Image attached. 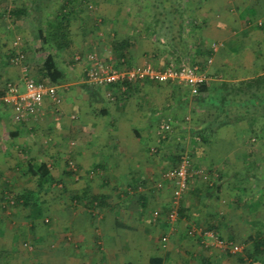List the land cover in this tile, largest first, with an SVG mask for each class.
<instances>
[{"label": "crops", "instance_id": "obj_1", "mask_svg": "<svg viewBox=\"0 0 264 264\" xmlns=\"http://www.w3.org/2000/svg\"><path fill=\"white\" fill-rule=\"evenodd\" d=\"M3 1L0 0L1 82L15 81L23 90L21 68L5 64L11 49L15 51L11 33L22 36L25 42L21 49L25 51V67L31 75L36 74L45 52H49L64 78L55 84L60 104L54 105L45 98L38 112L26 121H14L7 106L0 103V250L4 249L12 256V262L18 264L31 261L33 264H125L127 261L148 264L153 255L161 257L163 264H205V260L207 264H232V258H224L232 252L219 248L215 240L218 236L228 237L227 227L233 221H264V117H259L251 126L244 121L221 126L207 136L212 143L223 140L221 137L229 129L235 141L242 134H248L255 143L248 144L240 154L232 150V157H251L252 161L240 167L233 163L232 169L217 167L220 156L202 163L206 164L205 172L210 176L207 181H197L189 188L186 197H182L184 216L169 225L165 218L168 195L166 198L163 190L171 194V185L165 182L169 186L161 193H152L154 188L158 190L153 186L160 176H156L157 159L147 151L146 144L151 143V134H155L159 119L174 122L191 119L182 135L191 128L212 126L213 104L198 103L195 92L187 85L171 100L174 89L150 82L136 83L127 95L110 100L106 97L107 89L91 87L86 82V69L90 65L87 51L101 46L100 52L110 60L113 58L109 39L102 38L105 27L100 18L90 22L85 5L76 6L69 26V47L44 51L35 37L37 20L30 8L31 0L10 1L11 6H3ZM59 1L41 10L42 26ZM101 1L96 14L105 13L104 1ZM184 3L190 20L196 24L195 58H211L208 65L211 87L222 81L236 84L264 76V0H184ZM13 8L24 9L26 13L12 18L7 12ZM112 28L121 32L123 38L133 29L137 31L131 23H113ZM143 38L144 35L135 38V46L129 53L133 65L140 64L141 57L148 54L164 61L166 53L155 46L140 48ZM212 43L216 44V50H210ZM69 50L78 51L81 58L65 55ZM159 92L168 94L169 103H158ZM215 94L211 88L200 95L210 98ZM158 106L165 115L159 112ZM222 151L229 154L228 150H219ZM65 158L77 166L76 175H63ZM190 158L189 165L203 167L192 160L193 155ZM29 162H45L51 174L66 181L68 203L62 199L57 201L67 211L64 231L43 230L40 220L31 229L27 209L22 205L12 206V200L6 202L3 194L9 191L36 189L35 178L26 174ZM242 173L246 174L245 181L239 177ZM134 184H137L136 190L130 188ZM194 186L203 195L199 200L190 194ZM70 193H101L106 199L98 207L100 213L96 216L81 201L71 200ZM39 200L45 207V199L39 197ZM241 205L246 207L245 212L236 209ZM157 208L161 209L159 214ZM96 226L100 229L96 230ZM252 233L253 230H248L246 237ZM162 236H166L164 242ZM50 237L58 242L52 251L46 245ZM25 241L33 244L32 253H27ZM233 264H264V252L255 261L239 254Z\"/></svg>", "mask_w": 264, "mask_h": 264}, {"label": "trees", "instance_id": "obj_2", "mask_svg": "<svg viewBox=\"0 0 264 264\" xmlns=\"http://www.w3.org/2000/svg\"><path fill=\"white\" fill-rule=\"evenodd\" d=\"M125 2V0H123ZM129 4L132 3L127 12V17L130 18L131 24L137 26V31L134 29L126 37L114 38L110 42L112 50V61L116 67L126 66L133 67V63L130 60L131 50L135 46V38L138 35L150 36L157 44L160 43L161 50L166 53L164 61L159 62L156 66L161 67L163 65L174 62L180 64L185 59H191L196 64L202 66L206 63L207 57L203 60L195 58L194 48L196 46L194 40L196 24L194 20H190L187 13L188 8L184 3V0H126ZM55 0H31V11L34 12L33 16L37 20L35 28V37L39 41L43 50L48 48H56L58 50L69 47L70 44V21L72 13H74L75 7L84 4L86 6L87 0H60L58 6L51 10L49 18L45 26L41 23V10L51 5H54ZM26 10L11 9L7 12L8 16L17 18L20 15H25ZM31 16V14H30ZM33 16L31 17L32 20ZM118 20V18H116ZM33 22V21H32ZM21 49V48H20ZM210 50L212 48L210 47ZM23 55L22 63L25 65L26 55L23 48L21 49ZM14 55V50L9 52L6 56L5 64H10V58ZM155 65V64H154ZM26 66V65H25ZM208 71V70H207ZM210 77H212L208 71ZM33 77L37 81H42L44 78L48 79L53 84H59L63 81L64 75L58 68L53 54L45 52L43 60L40 66L36 68V74ZM8 80L1 82L0 80V103H3L1 97L4 94L3 84ZM139 82L159 83L154 80L144 79L135 82H124L126 90L121 93L120 96L127 95V93L133 89V86ZM167 83V82H165ZM89 84V83H88ZM90 85V84H89ZM186 85V84H185ZM195 92L196 101L203 103L208 101L214 106V117L211 121L212 126H204L202 128H191L190 134L196 136L202 143H208L207 136H211L214 132L225 125H232L239 121L246 122L247 125H252L259 117H264V76H255L241 80L238 83H228L225 81L220 82L218 85L211 87L210 80L197 84L194 87L187 85ZM92 87V85H91ZM115 87L119 90L120 84L116 83L110 85L107 90H112ZM211 88L215 91V95L208 98L201 97L200 94L208 93ZM180 103V102H179ZM4 104V103H3ZM160 121V119H159ZM170 122V120H169ZM171 124V122H170ZM157 128V126H156ZM171 132V131H170ZM170 133H166L163 141L167 140ZM211 134V135H210ZM183 149V146L181 147ZM190 155V154H189ZM191 156V155H190ZM182 156L180 154L172 155V165L174 167L181 161ZM188 163L189 160L187 159ZM63 175H76L77 166L71 159L65 158ZM70 162L73 163L71 167ZM170 167V168H171ZM189 169H200V167H192L189 165ZM26 174H29L35 178L36 189L35 190H23L21 192L9 191L5 196V200L8 203L12 200V206L22 205L27 209V219L31 223V229L35 226V222L40 220L42 223L47 224L51 218L49 216L48 208L43 206V203L39 200L41 192L53 189L62 192L67 189L62 179L51 174L50 168L45 162L28 163ZM199 174L195 175L198 176ZM131 189L136 190L137 184L130 186ZM159 189V188H158ZM55 190V189H54ZM238 192V191H236ZM190 194L197 200L202 198L200 189L194 186L190 190ZM209 195V193H207ZM183 195L179 199L177 205V218L176 220L184 216L185 207H183ZM70 199L81 201L84 207L90 210L91 214L94 213V208H98L104 203L106 195L97 193L87 195L86 193H70ZM171 200V199H170ZM171 210V202L165 209V218L167 224L173 225L176 220L170 224L168 221V215ZM95 214V213H94ZM254 231L247 239L241 237L237 231L236 225H229L228 237H220L218 239L226 242H231L232 245H242L243 251L247 258H251L255 261L256 256L264 252V221L253 222ZM164 237V236H162ZM162 240V239H161ZM163 242V241H162ZM33 247V244L25 242L24 247ZM228 251V249H225ZM239 253V252H237ZM5 250H0V258H3ZM205 260V259H203ZM4 261V260H3ZM125 264H134L132 262H125ZM148 264H163V259L159 256L153 255L148 259ZM205 264L207 261L205 260Z\"/></svg>", "mask_w": 264, "mask_h": 264}, {"label": "rangeland", "instance_id": "obj_3", "mask_svg": "<svg viewBox=\"0 0 264 264\" xmlns=\"http://www.w3.org/2000/svg\"><path fill=\"white\" fill-rule=\"evenodd\" d=\"M10 1L13 3L14 0H5L3 1V6L5 4H8V6H11L12 4L9 5ZM90 0H87V4L84 7L88 14L87 17H89L90 22L91 21H97L99 18L102 20L101 23L103 24V35L102 38L103 40H108L109 43L111 40H113L114 38H120L122 33L118 32L115 30V28L113 29V23H117L120 25L123 24H129L131 23V20L129 17L126 16L129 8H132V3L129 4L128 1L125 0V2L123 0H103L104 4L102 5V10H105L104 14H96L98 13L96 10L99 6V0H93L94 2L90 3ZM101 1V0H100ZM102 2V1H101ZM9 18V17H8ZM116 18H118V20H116ZM109 27L106 28V27ZM137 27V26H135ZM130 33H128L129 35ZM78 35V34H76ZM10 40H17L18 41V47L21 48V45H24L25 42L22 40V36L20 35H16V33H11V35H9ZM99 43V41H98ZM98 45V44H97ZM140 48H147L148 46H155V49H157L158 51L161 50V45L160 43L157 44V42H155L153 40V38H151L150 36H145V38H143L142 43H141ZM100 49H102L101 46H96V48H93L92 50L90 49L89 51H87L86 56L88 55V59L90 62V57L92 55H96L99 58H101L102 60H106L109 63L114 64V62L110 59L107 58L106 54H102L100 52ZM74 51V50H73ZM73 51L69 50L64 52L65 55L72 57V59H74V55H78V57L81 58V54H79L78 51H74V53H72ZM63 54V55H64ZM80 58L78 60H80ZM77 60V61H78ZM76 61V60H75ZM145 61L150 62L152 64H157L160 61H158L156 58L153 57H149L148 55H143L141 57V63L140 64H135V65H141L143 64ZM29 64V63H28ZM28 68H32V66H28ZM35 69V66L33 67L32 70ZM33 75V74H32ZM154 85L158 86V87H171L172 89H174V94H173V99H176L177 94L180 92L181 89H184V87L186 86L183 83H177V82H167V83H153ZM168 91V89L166 90ZM157 101L159 104L163 105L165 104V102H168V94H163L162 92L157 93ZM166 98V99H165ZM159 112H162V114H164V112L162 111V107L158 106ZM161 110V111H160ZM165 115V114H164ZM162 117V116H161ZM164 117V116H163ZM179 122H174V120H170L171 122V132L168 136V141L164 142L158 134L156 132L155 129V134H151V140H150V144H146V146L148 147L147 151L151 152V154L153 153L154 156H152L153 158L157 159L158 165L156 168V173L158 171V173L156 174V176H160V173L162 171H164L165 169H168L171 167L172 165V155H176V154H180L181 156L186 157L189 161H190V157H192V155L194 156V158L192 159L194 162L199 163L200 165H202L203 167L202 172L196 176L193 177L189 183H188V188L186 190V192L183 194V198L184 196L186 197V195L189 193V188H191L193 186L194 183H196L197 181H207V176L209 175L208 173H206L205 169L206 167H204L206 164H202V163H207L208 160H211L213 158H217V156H220L219 160L217 161L218 165L217 167H222V165L226 168H230L232 169V164L234 163L233 166H244L252 161L251 157H232V150H237L236 154H240L243 153L244 149H246V146L250 143H255L254 141H251V137H248V134H242L240 136V140L237 139L236 141L233 139L232 140V129L227 130L224 135L221 137L223 140L221 141H216V142H208V143H202L200 140H198L195 136H192L190 134V132L185 131V133L183 132V135L181 134V132L183 130H185L189 124L190 121L188 119L185 120V118L178 119ZM153 127V126H152ZM154 128V127H153ZM228 127H224L222 129H227ZM215 138V136H214ZM249 138V139H248ZM183 146V149H181V147ZM240 149V150H239ZM219 150H228L229 154L226 152L224 153V151L219 152ZM192 155L190 156L189 154ZM204 154V157H203ZM151 156V155H150ZM206 158V159H204ZM223 159V160H222ZM248 167V166H247ZM244 173V172H243ZM240 174L239 177H241L242 181H245L246 179V174ZM153 174H151L152 176ZM155 175V174H154ZM153 175V176H154ZM210 176V175H209ZM213 177V176H212ZM158 181V179L155 180V184L153 187H156V182ZM63 183L65 184L66 181H63ZM168 184H165V182L163 183L161 189L157 188L158 190H156L155 188L152 190V193L154 192L156 193H161V191L165 188L168 187ZM57 186H54L53 189L47 190L46 192H41L39 197L45 199V206L48 208V212H49V216H50V220L47 221V224H44L42 222H40V227L43 228V230H50L51 228H54L56 231H64L63 228V223L64 220H66L64 217L67 218L68 220V216H67V211L63 210V203L62 202H57L58 199H62L65 200V203H68V192L67 189L59 192L58 190H56ZM67 187V184H66ZM55 189V190H54ZM163 192H165V196L167 198L168 195V205L171 202V194L170 192H167L166 190H163ZM154 194V195H155ZM55 199V200H54ZM242 199V197H241ZM243 200V199H242ZM250 201H248L249 203ZM245 208L243 205H241L240 207H237L236 209L241 210L242 212H245ZM158 209V214L160 213L161 209ZM232 209H235L232 207ZM262 209H264V206L262 207ZM98 208H94V213L96 214V216H98V214L100 212H98ZM160 210V211H159ZM1 214V213H0ZM260 215V214H259ZM259 215L254 216V217H259ZM59 219V221H58ZM233 221V220H232ZM261 223V221H260ZM232 225H236L237 226V231L239 232V234L241 233L242 235H245L243 238L247 239L246 237V233L248 230L250 231H254V226H253V222L250 223L249 221H240V222H232ZM96 230H99L100 228L98 226L95 227ZM59 237V236H58ZM66 238V237H65ZM67 239V238H66ZM67 241H69V239H67ZM27 244L29 241H25ZM57 241H55V239H53V237H50L47 239V247L49 248V251H52V249L56 248L57 245ZM27 253H32L34 248L31 247H26ZM224 253V252H223ZM230 254V253H229ZM240 255H243L245 257V253L242 250L239 253H232L230 255H226L227 260L232 258V264L233 262H236V259L239 257ZM30 255V254H29ZM232 256V257H230ZM33 258V257H32ZM11 259V260H10ZM4 260V261H3ZM17 260V259H16ZM19 262V261H17ZM34 261L29 262L28 264H33ZM15 264H18L16 262H14ZM12 262V256L8 255V254H3V258H0V264H14Z\"/></svg>", "mask_w": 264, "mask_h": 264}, {"label": "built area", "instance_id": "obj_4", "mask_svg": "<svg viewBox=\"0 0 264 264\" xmlns=\"http://www.w3.org/2000/svg\"><path fill=\"white\" fill-rule=\"evenodd\" d=\"M17 45L18 41H13L15 51L10 58V63L13 66L20 67L22 70L23 90H20L17 82L7 81L2 85L4 94L1 100L10 110L13 120L20 122L34 116L45 98L49 99L52 104L59 105L61 97L55 84L48 79L37 81L27 71L28 69L22 63L23 55L21 49ZM211 48L216 50V44L212 43ZM210 62L211 58L209 57L202 66L191 59H185L180 64L171 62L161 67L147 61L133 67L124 65L116 67L108 61L92 55L90 57V65L86 69V82L94 87L103 89H107L110 85L116 83L120 84L119 90L113 87V91H106V97L114 100L116 96L125 92L124 82L150 79L159 83L177 82L194 87L199 83L211 80L207 71ZM170 131L171 124L168 119H162L158 122L156 132L160 137L164 138L166 133H170ZM70 165L74 168L72 162H70ZM201 172V168L189 169L187 158L182 156L181 161L177 165L160 173L156 187L161 188L164 182H169L171 185V210L168 215L170 224L177 218V205L181 196L186 192L189 181ZM165 240L166 236L162 237V241L164 242ZM215 241L219 248L228 249L232 253L241 252L243 249L242 245H232L231 242L222 241L218 238Z\"/></svg>", "mask_w": 264, "mask_h": 264}]
</instances>
